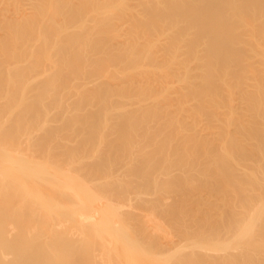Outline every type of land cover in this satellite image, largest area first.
<instances>
[{
	"label": "bare ground",
	"instance_id": "bare-ground-1",
	"mask_svg": "<svg viewBox=\"0 0 264 264\" xmlns=\"http://www.w3.org/2000/svg\"><path fill=\"white\" fill-rule=\"evenodd\" d=\"M25 1L0 0V264H264L239 55L264 65V0Z\"/></svg>",
	"mask_w": 264,
	"mask_h": 264
},
{
	"label": "rangeland",
	"instance_id": "rangeland-1",
	"mask_svg": "<svg viewBox=\"0 0 264 264\" xmlns=\"http://www.w3.org/2000/svg\"><path fill=\"white\" fill-rule=\"evenodd\" d=\"M31 1V0H30ZM29 1V2H30ZM26 2H28V0L27 1H25V3ZM254 31H260L261 30V28L259 27V26H256L254 29H253ZM105 41H106V39H105ZM112 39H108V41H106V43L105 44H109V43H112ZM110 45V44H109ZM263 45H264V42H263ZM259 49L257 48V47H255V46H252V45H245V46H243L242 48H241V50L239 51V55H240V57H241V61H244V63L245 64H247V70H246V73L250 76V77H252V75L254 74V73H258V74H264V65L263 64H261L260 62H259V60L257 59V54L259 53ZM108 60L107 59H104V61H103V63H102V65H101V67L102 68H104L105 69V71L107 70L106 69V67H108V70H112L113 68H112V66L111 65H113V64H115L113 61H111V64H109V65H106V62H107ZM111 66V68L109 69V67ZM114 66V65H113ZM115 67H116V65H115ZM231 68H233V66H231ZM104 79V76L102 77V78H100V80L102 81ZM104 81V80H103ZM105 82V81H104ZM103 83V82H102ZM115 99H117V100H115ZM113 100H115L116 102L118 101V103H119V97H115ZM236 101V100H235ZM222 107V106H221ZM117 108H118V110H120L119 108H121L120 106H117ZM221 108L220 107H218V109L217 110H220ZM204 117V116H203ZM147 123L148 121L147 120H143L142 121V123L144 124V123ZM184 129H186V127L184 128V125H183V127H182V125H181V127H179L178 126V128H176V132L177 133H179V131H181L180 133H182V131H185ZM178 130V131H177ZM232 131H235V130H232ZM183 134H184V132H183ZM256 188H258V187H256ZM257 192H258V190L256 191V192H253V196H257ZM229 197V194L227 193V194H225V195H222L221 196V198H228ZM220 198V199H221ZM220 199H219V201H220ZM223 211V207L221 206V204H220V202H218L217 204H215L212 208H207V209H205V212H209L210 214H212V216H217V215H219L221 212Z\"/></svg>",
	"mask_w": 264,
	"mask_h": 264
}]
</instances>
